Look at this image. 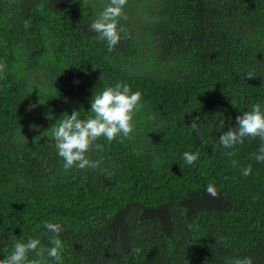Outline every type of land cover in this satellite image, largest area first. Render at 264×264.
Returning a JSON list of instances; mask_svg holds the SVG:
<instances>
[{"label": "trees", "instance_id": "1", "mask_svg": "<svg viewBox=\"0 0 264 264\" xmlns=\"http://www.w3.org/2000/svg\"><path fill=\"white\" fill-rule=\"evenodd\" d=\"M105 3L0 0V259L31 237L59 244L43 264H264V141L218 139L264 105V0H127L111 50ZM118 82L142 94L133 131L64 169L51 126Z\"/></svg>", "mask_w": 264, "mask_h": 264}, {"label": "clouds", "instance_id": "2", "mask_svg": "<svg viewBox=\"0 0 264 264\" xmlns=\"http://www.w3.org/2000/svg\"><path fill=\"white\" fill-rule=\"evenodd\" d=\"M127 0H106L102 9L97 13L90 24V31L97 37L106 41L109 50L121 40L123 27L120 25L123 9ZM142 103L140 91H132L126 83H116L104 87L100 92L92 95L90 108L87 112L83 108L73 110L62 116L51 126L57 155L63 159V168L70 169L73 166L79 169L85 167L95 168L96 161L87 158L86 153L98 138L103 137L112 141L119 136H128L133 131V119L135 112ZM87 113L88 115H83ZM231 120V117H229ZM236 126L222 131L225 121H219V144L224 148H234L243 142L244 138L259 137L264 141V105L253 104L250 111L236 116ZM199 125L194 121L190 126L196 129ZM99 147V145H95ZM229 152L227 155L231 156ZM197 152L185 151L182 153L184 162L193 164L198 159ZM253 158L257 162H264V143L261 144ZM252 171L251 166L242 169V175L248 176ZM206 192L216 196V188L213 184L206 186ZM44 229L54 235H58L61 225L54 222H45ZM5 243L0 241V244ZM52 246L45 247L39 238H28L26 241L16 239L12 242L11 252L0 259V264H43L46 258L58 259L59 244L51 242ZM29 253H35V258L29 257ZM227 264H253L251 257L235 258Z\"/></svg>", "mask_w": 264, "mask_h": 264}]
</instances>
